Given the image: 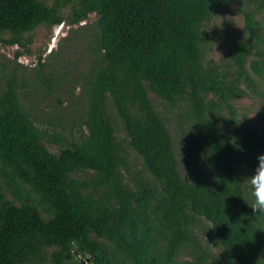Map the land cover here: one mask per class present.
Instances as JSON below:
<instances>
[{
	"label": "trees",
	"instance_id": "trees-1",
	"mask_svg": "<svg viewBox=\"0 0 264 264\" xmlns=\"http://www.w3.org/2000/svg\"><path fill=\"white\" fill-rule=\"evenodd\" d=\"M232 5L244 34L226 31L215 60L208 24ZM263 14L264 0H0L12 46L95 16L68 114L39 126L15 83L0 93V264H176L182 250L189 264H264L245 180L264 154Z\"/></svg>",
	"mask_w": 264,
	"mask_h": 264
},
{
	"label": "rangeland",
	"instance_id": "rangeland-1",
	"mask_svg": "<svg viewBox=\"0 0 264 264\" xmlns=\"http://www.w3.org/2000/svg\"><path fill=\"white\" fill-rule=\"evenodd\" d=\"M68 12L69 10L65 11ZM94 20L95 16L91 15L86 22ZM259 20L262 25L259 33L264 39V14ZM86 22L78 26H70L67 23L55 27L40 26L31 35L32 43L27 44L26 47L8 45L3 41L5 37L0 38V93L9 82L15 83L23 105L34 113L39 126L42 125L44 116L51 112L55 115L68 114L66 107L72 92L74 91L78 96L82 89L79 84L80 77L89 64L86 54L87 37L79 28ZM243 29V17L235 5L226 12L214 15L208 24L212 39L209 56L215 60L221 57L225 49L226 41L223 34L226 31L244 34ZM41 63L44 67H41ZM41 73L52 75L53 78L59 77L63 83L62 88H66H61L62 92L47 91V87L39 86ZM58 99L62 100V105H58ZM258 106V101L249 98L241 99L237 103L238 111L246 113L253 120ZM71 114L74 116L73 112ZM57 131H61V127H58ZM46 145L52 152L59 150L54 144L46 143ZM139 162L140 160L137 159V165ZM200 238L204 241L202 235ZM209 250L214 254L217 253L213 246H209ZM176 262V264H189L191 258L187 251L182 250Z\"/></svg>",
	"mask_w": 264,
	"mask_h": 264
},
{
	"label": "clouds",
	"instance_id": "clouds-1",
	"mask_svg": "<svg viewBox=\"0 0 264 264\" xmlns=\"http://www.w3.org/2000/svg\"><path fill=\"white\" fill-rule=\"evenodd\" d=\"M258 164L252 173L246 177L251 184L248 190L252 197L251 209L257 213L256 223H264V154L257 157ZM243 184V182H238Z\"/></svg>",
	"mask_w": 264,
	"mask_h": 264
}]
</instances>
